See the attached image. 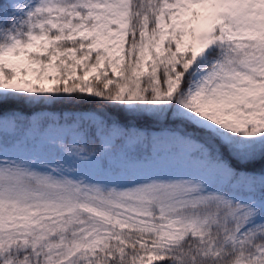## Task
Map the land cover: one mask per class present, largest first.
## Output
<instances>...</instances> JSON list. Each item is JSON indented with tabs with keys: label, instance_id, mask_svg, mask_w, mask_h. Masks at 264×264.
Segmentation results:
<instances>
[{
	"label": "snow or ice",
	"instance_id": "snow-or-ice-1",
	"mask_svg": "<svg viewBox=\"0 0 264 264\" xmlns=\"http://www.w3.org/2000/svg\"><path fill=\"white\" fill-rule=\"evenodd\" d=\"M0 264H264V0H0Z\"/></svg>",
	"mask_w": 264,
	"mask_h": 264
}]
</instances>
